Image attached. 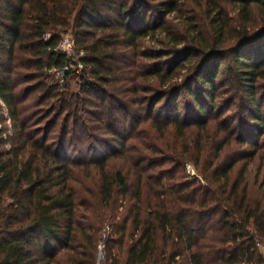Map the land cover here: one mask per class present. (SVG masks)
I'll return each instance as SVG.
<instances>
[{
    "label": "trees",
    "instance_id": "trees-1",
    "mask_svg": "<svg viewBox=\"0 0 264 264\" xmlns=\"http://www.w3.org/2000/svg\"><path fill=\"white\" fill-rule=\"evenodd\" d=\"M65 36L85 69L53 83ZM263 245L264 0H0V264Z\"/></svg>",
    "mask_w": 264,
    "mask_h": 264
},
{
    "label": "built area",
    "instance_id": "built-area-1",
    "mask_svg": "<svg viewBox=\"0 0 264 264\" xmlns=\"http://www.w3.org/2000/svg\"><path fill=\"white\" fill-rule=\"evenodd\" d=\"M50 35L46 36V39H49ZM55 51L60 53L61 55L67 56L69 62L67 63L66 67L63 70L57 71L55 75L58 77L61 84L65 82V76L67 73L73 72L76 75H81L84 71L85 66L83 64L82 58L84 56L83 52H78L76 48V43L74 42L71 36H65L60 44L56 47ZM263 252L264 247H261ZM101 257L103 258L104 254L100 253ZM264 255V252H263ZM98 258V264L101 263L102 258Z\"/></svg>",
    "mask_w": 264,
    "mask_h": 264
},
{
    "label": "rangeland",
    "instance_id": "rangeland-1",
    "mask_svg": "<svg viewBox=\"0 0 264 264\" xmlns=\"http://www.w3.org/2000/svg\"><path fill=\"white\" fill-rule=\"evenodd\" d=\"M151 21H153V20H151ZM176 22H179L178 20H176ZM59 81V79H58V77L56 76L55 77V79H54V81H53V83H55V82H58ZM65 82H67L66 81V79H65ZM52 83V84H53ZM71 91H73V92H76L77 90H78V88H77V84H76V81L75 80H72L71 81ZM45 122H43V124H44ZM186 173L190 176V178H195V177H197L198 176V174H197V171H196V169L194 168V166L192 165V164H189L187 167H186ZM102 247L103 246H100V253H103L104 252V248L102 249ZM263 247H264V245H263ZM263 252H264V250H263ZM100 253H99V258L101 257V255H100ZM104 254V256H103V258H102V260H101V263L100 264H104L105 263V260H106V254L105 253H103ZM99 260V259H98ZM98 264V263H97Z\"/></svg>",
    "mask_w": 264,
    "mask_h": 264
}]
</instances>
